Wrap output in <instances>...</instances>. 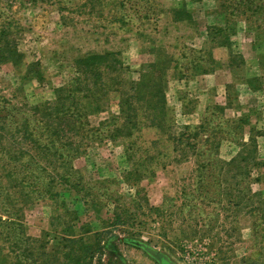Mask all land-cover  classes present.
Segmentation results:
<instances>
[{"label": "rangeland", "instance_id": "374dc122", "mask_svg": "<svg viewBox=\"0 0 264 264\" xmlns=\"http://www.w3.org/2000/svg\"><path fill=\"white\" fill-rule=\"evenodd\" d=\"M0 33L1 50L16 54L0 60L2 114L15 120L53 99L75 76V58L88 52L118 53L128 67L123 91L145 62H156L163 78V128L148 126L139 108L127 137L105 135L121 124L117 92L107 91L100 111L73 93L89 124L100 127L70 160L82 188L55 187L59 208L48 199L22 202L25 235L50 250L67 222L86 244L101 232L104 264H158L124 238L142 241L175 264H264V0H0ZM227 71L228 83L197 84ZM199 123L200 137L218 142L221 159L242 140L255 147L262 165L251 169V178L258 181L249 182L250 192L241 185L237 207L222 208L216 193L208 202L209 194L196 188L194 155L173 151L171 136ZM218 130L231 132L228 139ZM10 182L4 179L7 191L16 193ZM6 244L0 239V264L12 261Z\"/></svg>", "mask_w": 264, "mask_h": 264}, {"label": "trees", "instance_id": "16d2710c", "mask_svg": "<svg viewBox=\"0 0 264 264\" xmlns=\"http://www.w3.org/2000/svg\"><path fill=\"white\" fill-rule=\"evenodd\" d=\"M15 55L13 49L6 54L0 48L1 61L13 60ZM73 64L75 76L56 88L53 99L31 106L30 114L21 111L16 120L8 114L3 115L6 101L0 97V204H6L0 206V216H4L3 219L0 217V239L7 243L11 264H94L92 260L95 264H104L100 258L104 248L100 242L103 239L101 232H95V241L86 244L81 236L74 234L72 222H67L62 227L63 233L55 234L57 239L52 248L46 250V242L25 235L22 224V202L48 199L55 208H59V193L53 190L55 187L63 185L61 189L65 191L82 188L79 180L72 178L74 169L70 160L80 154L87 140L94 139L100 127L89 124L73 93L86 98L94 111L104 109L108 90L119 94L121 124L106 130L105 135L109 138L129 136L130 128L138 122L139 108L148 126L162 129L165 122L163 78L156 62L142 63L137 80H130L126 91L120 87L125 83L123 74L128 67L122 64L117 52H88L76 57ZM33 66H30V72L38 79L41 75ZM103 122L98 125H103ZM203 128V123L182 125L171 136L173 151H180V155L191 151L194 155L196 188L209 194L206 197L208 202L213 199L211 193H216L222 208L229 205L237 207L243 204L241 185L250 192L249 182L258 181L257 176L251 178V169L260 167L262 163L254 156L255 147L245 140L237 143L238 149L227 160L219 158L215 152L218 142L209 141L208 136L200 137ZM226 129H231L227 122ZM227 130H218L226 140L227 134L231 133ZM4 179L11 180L9 185L17 190L16 193L7 191ZM152 209L156 211L159 208ZM114 219L120 222L116 212ZM124 242L144 250L158 264H175L140 240L124 238Z\"/></svg>", "mask_w": 264, "mask_h": 264}, {"label": "crops", "instance_id": "0c3cea01", "mask_svg": "<svg viewBox=\"0 0 264 264\" xmlns=\"http://www.w3.org/2000/svg\"><path fill=\"white\" fill-rule=\"evenodd\" d=\"M230 74L231 73L227 71V76L223 75V77L220 78V77L215 76V75H218V74H214L213 73V74H211L209 76H204V77L199 78V80L197 81V84L201 85L202 88L203 87L208 88V87H211L212 85H216V84L220 83L219 81H223L221 83L225 84V83H228L230 81ZM217 86H219V85H217ZM218 96L219 95L213 96V97H214V99H217ZM218 103L221 104V102H218Z\"/></svg>", "mask_w": 264, "mask_h": 264}]
</instances>
